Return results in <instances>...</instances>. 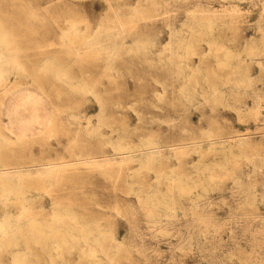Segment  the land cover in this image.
Masks as SVG:
<instances>
[{
	"label": "rangeland",
	"instance_id": "374dc122",
	"mask_svg": "<svg viewBox=\"0 0 264 264\" xmlns=\"http://www.w3.org/2000/svg\"><path fill=\"white\" fill-rule=\"evenodd\" d=\"M1 53L0 130L36 136L0 172L54 168L1 176L0 264H264V0H0Z\"/></svg>",
	"mask_w": 264,
	"mask_h": 264
},
{
	"label": "bare ground",
	"instance_id": "6f19581e",
	"mask_svg": "<svg viewBox=\"0 0 264 264\" xmlns=\"http://www.w3.org/2000/svg\"><path fill=\"white\" fill-rule=\"evenodd\" d=\"M263 19V18H262ZM66 36V35H65ZM92 37V36H91ZM95 37V36H94ZM93 38V37H92ZM91 39V38H90ZM93 39H95V38H93ZM91 42V41H90ZM87 44H88V42H87ZM92 45V44H91ZM90 45V46H91ZM88 47L87 46H84L83 48H75V50H74V52H72V55L73 56H75V58H79V59H82L83 57H84V51H85V49H87ZM240 57V56H239ZM4 58H5V56L4 55H2V53L0 54V80L1 81H3L4 83L3 84H1V91H3L4 93H8V92H10V90H9V86L11 85V82H12V80H13V78H12V76H11V71H10V68H9V66L7 65V63H6V61L4 60ZM150 61V60H149ZM109 62V61H108ZM133 62L134 63H142V61H141V59H139V58H137V59H135V60H133ZM246 79V78H245ZM244 79V80H245ZM45 80H47V81H49L50 79H48V78H45V77H41V81H45ZM7 81V83H5ZM8 81H9V83H8ZM247 81H249V80H247ZM13 86V85H12ZM92 92V91H91ZM90 92V93H91ZM89 93V92H88ZM213 94V93H212ZM220 94H221V92H220ZM222 95V94H221ZM29 96V95H28ZM216 96V95H215ZM215 98V97H214ZM217 100V99H216ZM223 100V99H222ZM199 101V100H198ZM217 102V101H216ZM199 103V102H198ZM217 103H219V102H217ZM197 104V103H196ZM101 106V105H100ZM224 106H225V104H224ZM223 107V106H222ZM101 108H102V106H101ZM101 108H100V110H101ZM99 110V111H100ZM235 111V110H234ZM101 112V111H100ZM30 116H32V115H30ZM82 116V115H81ZM90 116V115H89ZM32 118V117H31ZM30 118V119H31ZM90 123V122H89ZM89 123H87V124H89ZM33 126H34V124H33ZM31 127V126H30ZM80 127V126H79ZM86 129V128H85ZM2 130H4V131H7V132H9V133H12V135H14V138L15 139H30V138H33V137H35L36 136V134H35V132H34V130L32 129V128H29V127H27V126H24V125H17L16 127H3V129ZM2 130H0V134H3L1 131ZM16 130L18 131V133L16 132ZM77 131V130H76ZM78 131H80V130H78ZM113 135V134H112ZM204 135V134H203ZM203 135H202V138H203ZM120 136V135H119ZM118 136V137H119ZM8 137V136H7ZM205 137V136H204ZM207 137H209L208 135H207ZM1 138V137H0ZM231 138H233V137H231ZM247 138V137H246ZM12 139V138H11ZM120 139V138H119ZM248 139V138H247ZM4 141V140H3ZM6 141V140H5ZM9 141V140H8ZM198 141H200V140H198ZM213 141V140H212ZM12 142V141H11ZM244 142V141H243ZM142 143V142H141ZM210 143V142H209ZM226 142H224V141H222V139L221 140H218V141H216V140H214L213 142H212V144H219L218 146H221V145H223L224 146V144H225ZM245 143V142H244ZM243 143V144H244ZM249 143V142H248ZM5 144V143H4ZM144 144V143H143ZM235 144V143H234ZM238 144V143H237ZM236 144V145H237ZM142 145V144H141ZM195 145H197V149H202L201 148V146H204V144L203 143H196L195 142ZM207 145V144H206ZM205 145V146H206ZM211 145V144H210ZM229 145V144H228ZM227 145V146H228ZM232 145V144H231ZM242 145V144H241ZM247 145V144H246ZM119 146V145H118ZM117 146V147H118ZM124 146V145H123ZM143 146V145H142ZM142 146H139V147H142ZM194 146V145H193ZM208 146V145H207ZM245 146V145H244ZM126 147V146H125ZM139 147H136V148H139ZM240 147V146H239ZM242 147V146H241ZM240 147V148H241ZM133 148V147H132ZM161 146L159 145V146H157V145H155L154 144V146H149V147H147V148H145L144 150H141L142 152H140V155L138 156L137 154H135L134 153V151L132 150H130V151H128V150H118L117 148V151L116 152H118V151H121L120 152V154H118V155H120L119 157H117V158H115V159H113L112 157V160H110V162H116V163H119V162H124V161H129V160H134L135 158H137V157H139L140 159H138V160H141V161H146V166H149L148 164H149V162H150V164H151V161H152V163H153V161L154 160H156V159H158L160 156H161V154H163V153H161ZM170 148V147H169ZM209 148H210V146L208 147V150H209ZM212 148V147H211ZM213 148H215V147H213ZM222 148V147H221ZM232 148V147H231ZM240 148H239V151L237 150V152H240L241 150H240ZM123 149H125V148H123ZM180 149V148H179ZM223 149V148H222ZM234 149H236V148H234ZM115 150V149H114ZM203 150V149H202ZM215 150V149H214ZM226 150V149H225ZM137 151V150H136ZM139 151V150H138ZM137 151V152H138ZM167 151V150H166ZM170 151V153L173 151V149H170L169 150ZM198 151V150H197ZM219 151V150H218ZM223 151V150H222ZM245 151V150H244ZM3 152H4V150H3ZM196 152V151H195ZM225 152V154H226V151H224ZM223 152V153H224ZM234 152H236V151H234ZM198 153V152H197ZM241 153V152H240ZM230 154V153H229ZM228 154V155H229ZM233 155H234V153H232ZM231 154V156H233ZM242 154H244L245 155V153H243V151H242ZM239 155V154H238ZM117 156V155H116ZM169 156V155H168ZM199 156V155H198ZM226 156V155H225ZM236 156V155H235ZM234 156V157H235ZM253 156V155H252ZM239 157V156H238ZM248 157V156H247ZM109 158V156L107 157V159ZM229 158V157H228ZM242 158H244V156L242 157ZM245 158H246V156H245ZM198 159H199V157H198ZM221 159V158H220ZM229 160V159H228ZM237 160V159H236ZM236 160H235V162H236ZM248 160H250V159H248ZM247 160V161H248ZM86 162H88L89 160L87 159V160H85ZM77 162V161H76ZM228 162V161H227ZM137 164H138V161L136 162ZM220 163V162H219ZM236 163H238V162H236ZM123 164H125V163H123ZM143 164V163H142ZM156 164V163H155ZM210 164V163H209ZM154 165V164H153ZM205 165V164H204ZM203 165V166H204ZM212 165V164H211ZM226 165V164H225ZM1 166V165H0ZM144 166V165H143ZM198 166V165H197ZM199 166H201V165H199ZM4 166H2V168H3ZM31 168L33 167H36V166H30ZM40 167V166H39ZM42 167V166H41ZM140 167V166H139ZM153 167V166H152ZM205 167V166H204ZM209 167V166H208ZM212 167V166H211ZM27 168V167H26ZM53 168H54V166H50V167H47V168H44V167H42V168H34V169H26V170H24V169H22L21 168V170H18V169H15V170H10L11 172H9V173H6V174H3V173H1L0 172V178H4V177H1V176H5V178L2 180V181H4V182H2V184H4V183H6V184H8V185H11V183H13V185H14V183L21 177V176H23V175H30V174H32V173H37V174H47V173H50L52 170H53ZM145 168V167H144ZM147 168V167H146ZM10 169V168H9ZM9 169H7V170H9ZM140 169V168H139ZM142 169V168H141ZM5 170V169H4ZM6 170V171H7ZM146 170H148V169H146ZM197 172V171H196ZM204 172V171H203ZM52 174V173H51ZM196 176H198V175H196ZM22 179V178H21ZM20 179V180H21ZM1 180V179H0ZM19 181V180H18ZM22 182L24 181V180H21ZM20 181V182H21ZM202 181H203V179H202ZM240 181V180H239ZM196 182V181H195ZM201 182V181H200ZM18 182H16L15 184H17ZM25 183V182H24ZM197 183V182H196ZM21 184H23V183H21ZM20 184V185H21ZM19 185V186H20ZM192 185V184H191ZM195 185V184H194ZM197 185V184H196ZM17 186V185H16ZM2 186H0V188H1ZM6 187H7V185H6ZM11 187V189H12V186H10ZM15 187V186H14ZM13 187V190L15 189L16 190V187L14 188ZM21 187V186H20ZM23 187H25L24 186V184H23ZM192 187H193V185H192ZM18 188L19 187H17V190H18ZM22 188V187H21ZM194 188V187H193ZM192 188V189H193ZM197 188V187H196ZM199 188H200V186H199ZM198 188V189H199ZM3 189L5 190V191H8L7 189H8V187H7V189H5L4 187H3ZM212 189V188H211ZM15 190H14V192H15ZM16 190V191H17ZM191 190V189H190ZM202 190V188L200 189V191ZM204 190V189H203ZM205 190H206V188H205ZM204 190V191H205ZM208 190V189H207ZM9 191H10V189H9ZM8 191V192H9ZM20 191V190H19ZM24 191H25V189H24ZM0 192H1V190H0ZM13 192V191H12ZM198 192V191H197ZM10 194H11V192H9ZM16 193V192H15ZM18 193V192H17ZM20 194L22 193V191L21 192H19ZM25 193V192H24ZM26 193H27V191H26ZM25 193V194H26ZM29 193V192H28ZM153 193V192H152ZM213 193V192H212ZM13 194V193H12ZM20 194H18V196L20 195ZM207 194V193H206ZM5 195V194H4ZM7 195H9V194H7ZM15 195H17V194H15ZM22 195V194H21ZM27 195V194H26ZM155 195V194H154ZM154 195H152L153 197H154ZM157 195V194H156ZM0 196H3V195H0ZM165 196V195H164ZM204 196V195H203ZM212 196H213V194H212ZM6 197V196H5ZM12 197H14V196H12ZM22 197V196H21ZM29 197V196H28ZM28 197H27V200H28ZM171 197V196H170ZM205 197V196H204ZM15 198V197H14ZM23 198H24V195H23ZM163 198V197H162ZM168 198V197H167ZM197 197L195 196V198L194 199H196ZM203 198V197H202ZM207 198V197H206ZM1 199V198H0ZM4 199H7L8 201L10 200H13V199H8V198H4ZM22 199V198H21ZM30 199V198H29ZM156 199V198H155ZM159 199V198H158ZM166 199V198H165ZM200 199V198H199ZM204 199V198H203ZM2 200H3V198H2ZM153 200V199H152ZM157 200V199H156ZM163 200H164V198H163ZM168 200V199H167ZM167 200H165V201H167ZM202 200V199H201ZM250 200V199H249ZM6 201V200H5ZM5 201L3 200V202L5 203ZM155 201V200H154ZM153 201V202H154ZM161 201H162V199H161ZM171 200H169L168 201V203L170 202ZM200 200H198V202H199ZM157 201H155V203H156ZM158 202H160V200L158 201ZM173 202V201H172ZM197 202V201H196ZM202 202V201H201ZM252 202V201H251ZM255 202V201H254ZM164 203V202H163ZM167 203V202H166ZM174 203V202H173ZM195 203V202H194ZM162 204V203H161ZM161 204H160V206H161ZM169 204H171V202L169 203ZM196 204V203H195ZM163 205V204H162ZM173 207H171V209L172 208H174V205L173 204H171ZM176 205V204H175ZM197 205V204H196ZM170 206V205H169ZM198 206V205H197ZM196 206V207H197ZM163 207H166V205H164ZM162 207V208H163ZM167 207H168V205H167ZM166 207V208H167ZM168 209H170V208H168ZM167 209V210H168ZM178 209V208H177ZM181 209V208H180ZM174 210H176V209H174ZM195 210H197L196 208H195ZM169 211H171V210H169ZM168 211V212H169ZM173 211V210H172ZM182 211V210H181ZM194 211V210H193ZM165 212H166V210H165ZM164 212V213H165ZM177 212V211H176ZM197 212V211H196ZM163 213V214H164ZM172 213H174V211L173 212H171V214ZM177 213H179V211L177 212ZM176 213V214H177ZM192 213H194V212H192ZM22 214H24V213H22ZM162 214V215H163ZM169 215V214H168ZM11 216H13V215H11ZM16 215H14L13 217H15ZM23 216V215H22ZM171 216V215H170ZM58 217H60V216H58ZM160 217V216H159ZM165 217H166V215H165ZM9 218H11L10 216H9ZM9 218H7V219H9ZM20 218V217H19ZM18 218V219H19ZM154 218V217H153ZM168 218V217H167ZM13 219H17V216H16V218H13ZM12 219V221L11 222H13L14 220ZM199 219V218H198ZM20 220V219H19ZM22 220H23V218H22ZM29 220H31V219H29ZM58 220L59 219H57L55 222H57L58 223ZM197 220V219H196ZM1 221V220H0ZM9 221H10V219H9ZM16 221V220H15ZM28 221V220H27ZM27 221L25 222V221H22V222H24V223H26L27 225H28V223H27ZM198 221V220H197ZM5 222H6V220H5ZM16 222H18V221H16ZM2 223H3V220H2ZM2 223H0V225H4V224H2ZM14 223V222H13ZM12 223V224H13ZM33 224H34V221L32 222ZM203 223V222H202ZM18 224H22L21 222L20 223H18ZM31 224V223H30ZM29 224V225H30ZM198 224V223H197ZM6 225V224H5ZM4 225V226H5ZM7 225H9V223L7 222ZM24 225V224H23ZM36 225L37 226H39V224H37L36 222H35V225H34V227L36 228ZM86 225V224H85ZM92 225L93 224H91V226H88L89 228L88 229H91L92 228ZM3 226V227H4ZM12 226V225H11ZM11 226H9V227H11ZM14 227H15V224L13 225ZM12 226V227H13ZM16 226H17V224H16ZM25 226V225H24ZM31 226H32V224H31ZM30 226V227H31ZM41 226V225H40ZM52 226V225H51ZM94 226V225H93ZM8 227V228H9ZM11 227V228H12ZM13 227V228H14ZM18 227V226H17ZM16 227V228H17ZM30 227H29V229H30ZM34 227H31V228H33L34 229ZM45 228H46V226H44ZM43 226H41V228H44ZM50 227V226H49ZM54 227L55 226H53V230H54ZM59 227V226H58ZM57 227V228H58ZM86 227V226H85ZM94 227H96L97 228V226H94ZM94 227H93V230H94ZM16 228H14V229H16ZM20 227H18V229H19ZM22 228H23V226H22ZM26 228V227H25ZM24 228V229H25ZM47 228H48V226H47ZM52 228V227H51ZM56 228V229H57ZM82 227H80L79 229H81ZM84 228V227H83ZM0 229H3V228H0ZM7 229V228H6ZM5 229V231L7 232V230ZM13 229V230H14ZM23 229V233H25V230ZM33 229L30 231V232H32L33 231ZM87 229V230H88ZM9 231L10 230H12V229H8ZM13 230H12V232H13ZM17 230V229H16ZM21 230V229H20ZM20 230H17V231H19V234H20ZM27 230H28V228H27ZM26 230V231H27ZM35 230V229H34ZM40 230V232H41V229H39ZM52 230V231H53ZM85 230V229H84ZM86 230V231H87ZM92 230V229H91ZM101 230H103V229H101ZM5 231H2L1 233L2 234H4V232ZM17 231H14V232H16L15 234V236H13L14 238H16V236H17ZM36 231V230H35ZM35 231H34V233L33 234H38V232L39 231H37L36 233H35ZM45 231V230H44ZM44 231L42 230V234H44ZM48 231V230H47ZM52 231H50V232H52ZM95 231H96V229H95ZM49 232V231H48ZM48 232H46V233H48ZM55 232V231H54ZM56 232H57V230H56ZM55 232V233H56ZM73 232H74V230H73ZM81 232V231H80ZM82 232H83V229H82ZM89 232H91L90 230H89ZM97 233H99V231H96ZM104 232H105V230H104ZM210 232V231H209ZM10 232H8V234H9ZM60 233V232H59ZM58 233V234H59ZM71 233V232H70ZM85 232H83V234H84ZM203 233V232H202ZM7 234V233H6ZM5 234V235H6ZM11 234V233H10ZM14 234V233H13ZM22 234V233H21ZM28 234H30L29 233V231H28ZM41 234V233H40ZM39 234V235H40ZM54 234V233H53ZM82 234V235H83ZM102 234V233H101ZM105 234V233H104ZM45 235V234H44ZM48 235V234H47ZM50 235H51V233H50ZM56 235H57V233H56ZM89 235V234H88ZM92 235V234H91ZM97 235V234H96ZM2 237H3V235H1ZM84 236H86V235H84ZM2 237H0V238H2ZM11 237V236H10ZM4 238H5V236H4ZM199 238V237H198ZM10 239V238H9ZM8 239V240H9ZM1 240V239H0ZM4 240V239H3ZM2 240V241H3ZM11 240V239H10ZM17 240V239H16ZM16 240H14V241H16ZM200 241V240H199ZM4 242H6V241H4ZM3 242V243H4ZM203 242V241H202ZM2 243V242H1ZM15 243V242H14ZM5 244V243H4ZM8 244H9V242H8ZM209 244V243H208ZM1 246V245H0ZM3 246H8V245H3ZM205 246V245H204ZM13 247V246H12ZM1 248H3L2 246H1ZM0 248V249H1ZM5 248V247H4ZM7 248V247H6ZM9 248V247H8ZM204 249H205V247H204ZM203 251V250H202ZM205 252V251H204ZM21 260H23V259H21ZM21 260H19V263H20V261ZM227 260V259H226ZM25 260H23V262H24ZM13 262H15V261H13ZM17 262V261H16ZM18 263V264H19ZM25 263V262H24ZM15 264V263H14ZM21 264V263H20ZM26 264V263H25Z\"/></svg>",
	"mask_w": 264,
	"mask_h": 264
}]
</instances>
